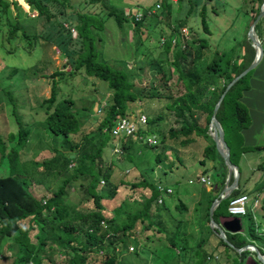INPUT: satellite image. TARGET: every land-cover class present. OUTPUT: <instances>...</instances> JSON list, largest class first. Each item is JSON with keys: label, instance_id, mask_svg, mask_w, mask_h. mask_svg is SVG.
Here are the masks:
<instances>
[{"label": "trees", "instance_id": "trees-1", "mask_svg": "<svg viewBox=\"0 0 264 264\" xmlns=\"http://www.w3.org/2000/svg\"><path fill=\"white\" fill-rule=\"evenodd\" d=\"M17 1L0 0V9L6 13V17L12 19L9 22L8 35H15L16 30H19L24 36L32 34L50 41L58 51L62 52L65 61L69 63L71 72L69 71L68 74H72L77 71V68L82 67L85 73L95 74L106 80L111 88V94L106 100L107 105L96 125V131L81 136V140L72 141L69 135L79 127L78 119L71 108L73 99L69 95L57 97L58 78L54 77L61 78L64 72L68 71L54 69L49 73L52 75L49 93L41 100L45 104L43 116L39 120L23 123L19 115L15 114L16 134L13 135L9 131L5 136L0 135V155L6 156L7 159V172L0 174V242L8 236H12L15 244L12 262L28 264L34 257L36 260L34 264H148L147 251H151L155 255L151 243H148L151 233H156V237L160 239V233L163 232L165 239L163 252L158 255L156 262L152 260V264H178L184 255H186V259L183 264H208L210 262L231 264L237 252L221 238L214 235L207 224V207L213 199L208 194L209 190H204L202 193L207 199L205 227L213 234L215 242L213 243L209 237L207 239L199 238L188 253L186 245L177 240L175 229L166 232L158 220L152 218L151 207L155 211L154 215L158 216V210L166 208V203L164 199L161 202L156 201L158 190L150 180L141 175V178L136 182L132 181L128 185L130 189L138 184L143 187H151V197H146L140 208L130 211L120 208L119 203V205L110 208L112 213L109 216L102 213L103 205L100 200L102 194L98 186L101 185L99 184L101 178L106 185L110 181L112 164L110 162L103 165L101 148L111 136L113 144L117 142V138L109 132L115 120L122 115H128L130 103H147L154 99H161L163 107L171 111V122L166 128H155L153 123L161 115L147 111L149 113L145 114V123L139 125L137 132L152 133L155 136V141L148 144L143 139L130 135L122 138L120 150L128 151L127 148L130 144V147H134L136 143L137 146L130 150L134 151L140 148L144 150L145 147L153 146L158 142L165 145L166 139L170 140L173 146H183L192 141L196 135H200L203 139L207 138L208 141L203 144L201 157L197 162L204 164V157L213 160L211 169L214 188H220L223 185L225 165L206 132L207 126L199 125L197 120L201 115L205 120L209 119L212 106L224 85L251 60L253 48L245 36V31L243 36L228 48L213 49L207 57H203L200 62H195L194 50L197 47L202 52L208 51V39L204 36L210 32L206 19L207 11L213 14L218 13V7H214L209 0H199L196 8L201 31L199 33L196 32L197 30L195 32L187 31L186 36L180 34L179 28L185 26L187 16L194 9L192 0H187L188 6L184 17L175 18L173 22L169 20V8L173 2L171 0H159V8L153 11H147L150 6L144 5L139 19L136 20L133 18L136 10L125 11L123 7L106 4L105 0H82L81 7L86 8L84 11L72 9L73 3L70 0H23V2L19 0L32 12V18L25 15ZM179 1L177 0V2ZM257 1L260 3L261 0ZM10 7L13 9L12 12ZM21 7L23 8L22 5ZM236 8H239V5ZM66 9L69 10L66 11ZM257 11L258 5L252 8L250 20L254 18ZM153 12L155 13L153 14ZM21 16L38 20L41 26L35 29L32 24L26 28L25 23L19 19ZM106 17H111L119 29L123 24H129L132 31L137 34L142 27L152 21L150 18L156 17L155 22H161L165 18L168 32L159 30L160 36L157 40L162 44L165 60L147 59L148 66L154 71V78H150L142 84L137 83L132 80L128 72L119 66L108 63L101 57V39L103 37L99 32L103 30V21ZM155 22L151 23V26L155 25ZM70 27L73 30H70ZM254 28L256 29V25ZM177 30L181 39L178 42L176 40L171 42L173 33ZM139 41L142 42V39L140 38ZM136 51H133V55L136 54ZM262 52H264L263 47ZM143 64L144 62L139 61L140 66ZM13 71H15L14 68L10 73ZM249 72L250 70L228 87L216 109L215 117L221 127L223 117L229 118L227 121L228 133H232L233 130L238 131L241 127L249 124L250 118L247 110L239 100L241 90L249 86L247 83ZM97 109L99 108L97 107ZM224 110H227L226 113ZM139 113L142 112L135 114ZM36 121H39L50 134L60 138L59 145L63 148L62 151L52 146L50 147L52 152L50 157L34 158L32 155H26L24 146L29 143L28 136ZM223 136L229 147L230 160L235 163L233 145L229 139H226L224 130ZM9 138H13V142L7 147V142L4 144L3 141L5 139L9 141ZM241 147L243 145L239 144L238 148ZM249 147L250 149H262V157L253 169L255 173H258V177L251 189L248 190L247 187H244V178L238 168L237 187L224 198L227 204L230 196L234 194L246 192L250 196L244 214L247 219L246 230L234 232L224 229V234L234 246H241L248 242L255 243L258 248L260 245L259 251L264 255V249L261 248L264 243V229H259L260 223L255 222L249 207L254 198L264 190V176L261 175V171L264 169V142ZM167 148L169 147L167 146ZM160 158L159 153L154 155L156 161H159ZM169 164L172 165L173 162L170 161ZM53 170H59L62 173L68 172V174L62 177L57 188L52 190L49 196L44 197L45 200L42 202L43 196H36L29 187L28 181L50 175ZM202 171L205 172V168ZM80 177H87L83 189L90 194L92 201V207L85 210L76 208L74 203L66 197L70 181ZM109 194L112 195V192L110 191ZM152 201H154V206L151 204ZM226 204L222 206L224 213L227 212ZM174 205L180 210L185 208L180 200ZM218 207L219 203L213 209L212 216L215 220L224 215L215 212ZM75 220L78 222L73 223ZM23 221L27 222L25 226ZM260 227L264 228V225L261 224ZM258 240L260 244H258ZM53 241L60 245V257L56 261L48 260L42 252ZM207 245L210 247L208 248ZM222 246L228 249L223 251ZM213 254L217 255L215 259H212ZM206 255L210 257L206 258ZM133 257L136 260H132Z\"/></svg>", "mask_w": 264, "mask_h": 264}, {"label": "rangeland", "instance_id": "rangeland-1", "mask_svg": "<svg viewBox=\"0 0 264 264\" xmlns=\"http://www.w3.org/2000/svg\"><path fill=\"white\" fill-rule=\"evenodd\" d=\"M70 1L73 3L72 9L86 10V8L81 7L82 0ZM149 1L151 0H141L139 3L135 0H127L126 6L129 8L128 11L131 9L133 11L141 10ZM198 1L199 0H196V3H194V0H192L195 11L193 9L191 14L187 16L186 23L184 24L188 29L187 31L190 32H195L197 30L196 32L199 33V31H201L200 19L196 12ZM209 1L213 3L214 7H218V13L213 14L207 11L208 14L206 15V19L210 32L204 36L208 39V51L202 52L199 47H197V49L194 50L195 62H200L203 57H207L209 52L213 49L220 50L222 48H228L231 44L235 43L237 39H240L243 36L244 31L246 36V29L251 22L250 16L252 14V8L256 5H258L259 8L260 5L257 0ZM17 2L22 11L24 10L23 12L25 15L32 18V12L26 8V10L22 8L21 5L23 3L19 1ZM105 2L106 4L115 7L122 8L123 6L121 0H105ZM152 2L147 5H151ZM177 4H179V7H177ZM238 5L239 8H236ZM24 6L25 4H23V7ZM187 6V0H180L179 2L172 4L169 8V20L173 22L175 18L184 17ZM10 9L9 10L12 12L13 9L11 7ZM68 10L69 9H66V11ZM154 13L155 12H153V14ZM5 14L6 13L0 9V135L5 136L9 131L13 135L16 134V124L14 122L15 114L19 115V118L23 123L31 120H39L43 116L45 104L42 103L41 100L49 93L50 81L52 79V75L49 73L54 69L68 71L64 72V75L61 78L57 76L54 77L58 78L57 97L69 95L73 99L71 108L78 119L79 127L75 132L70 133V140L78 141L81 140V136L95 132L96 125L107 105L106 100L111 94V88L108 86L106 80L95 74L85 73L82 67L77 68L76 72L68 74L70 71L69 63L65 61L62 52L56 50V47L50 41L43 40L32 34L24 36L19 30H16L15 35H8V29L10 26L9 22H11L12 19L6 17ZM19 19L25 23L26 28H29L32 24L35 29H38L41 26V23L38 20H32L28 17L25 18L24 16H21ZM150 19H152V21L145 27H142L137 34L135 31H132L129 24H123L122 28L119 29L111 17H106L103 21V30L99 32L103 37L101 39V57L108 63L121 67L124 71L130 74L132 80L137 83L140 82L141 84L145 83L148 79L155 77L154 71L148 66L147 59H164L162 44H160L159 41L157 42V40L160 36L159 30L166 33L168 32V28L165 25V18L162 19L161 22H155L156 17ZM153 22L156 24L151 26ZM259 22H257L256 25H258ZM179 31H181L180 28ZM179 31L177 30L173 33V37L177 42L181 39V35L178 34ZM255 32H258L257 34L259 36L260 30H258V28L255 29ZM261 33L264 34V28ZM140 38L142 39V42L139 41ZM260 38L261 39H258L264 50V39L263 37ZM135 47L138 48L136 49ZM135 50H137L136 54L133 55V51ZM139 61L144 62V64L140 66ZM263 64L264 52L258 63L250 69L247 78L249 86L251 84L252 88L253 84V88L261 93L262 96H264ZM12 68H14L15 71L10 73ZM172 68L171 71L173 70ZM253 72H258V74L253 75ZM249 86L247 88H249ZM247 88H245V90ZM251 88L248 91H245V94H247ZM241 94H244L243 89L241 90ZM240 101L244 104L250 118L248 107L251 108V104H247L242 100ZM255 103L259 106L264 105V101ZM99 105H101V107H99ZM129 106L130 110L127 113L133 118L135 117L136 112L146 114L149 113L147 111H152L156 114H160L161 117L153 123L155 128H166L172 120L171 111L166 110L167 108L163 107V101L161 99H154L147 103H130ZM97 107L99 109H97ZM226 111L227 110H224L225 113ZM228 120L229 118L225 116L222 119L224 135L227 140L229 139L231 141V143H239V140L242 137L241 129L238 131L233 130L232 133H228ZM208 121L209 119L205 120L203 115L197 120L198 124L201 126L204 124L207 126ZM261 126L264 128V116L258 117L257 123H254V125L250 127L249 131L253 133L252 139H254L256 129ZM263 136L264 135L261 132L257 136L255 143H263ZM111 137L107 139L101 148L103 165L110 162L112 164V173L108 185L105 183H99L101 185L100 187L98 186L100 193L102 194V198L100 199L103 205L102 213H104L105 216L111 215L112 211L110 208L119 205V203L120 208H126L130 211L140 208L144 199L146 197H151V187H143L138 184L130 189L128 185L132 181L136 182L142 175L145 179L150 180L153 185L159 182L172 187V191L163 197L166 203V208L159 209L158 216L154 215L155 211L151 207L152 218L158 220L166 232L175 229L177 240L186 245L188 253L195 246V243L199 238L207 239L209 237L214 243L213 234H216L212 229L210 230L213 234L210 233L205 227L207 199L202 193H204V190H209V196L214 198L217 196L219 188H206V186L199 184L197 181L199 175L198 168L196 165L193 166L195 162L198 163L197 160L201 157L202 146L208 141V139H203L200 135H196L192 141L183 146H173L171 141L166 139L165 145L158 142L153 146L145 147L144 150L140 148L132 151L130 149L137 146V143H134V147H130V144L127 148L128 151L122 150L119 152L112 150L114 144ZM28 138L29 143H26V146H24L26 148L27 156L32 155L34 158L50 157V155H52L50 147L52 146L58 150H63L59 145L60 138L46 131L39 121H36L33 124ZM121 140L122 139H118L116 143L120 145ZM3 142L4 144L7 142L6 145L8 147L9 144H12L13 138H9V141H6L5 139ZM167 146L169 148H167ZM236 152L237 150L235 148L234 154ZM156 153H159L161 156L159 161L154 159ZM251 154L254 156L256 153L251 152ZM261 157L262 155L259 158ZM204 158L205 163L206 159L209 158ZM170 161L176 166H170ZM6 172V156L0 155V174ZM207 172H209V175L211 174V178L214 181L212 169L209 168ZM66 174H68V172L62 173L59 170H53L50 175L41 176L38 180L28 178V184L33 192L46 198L51 194L52 190L57 188L62 177ZM116 180L119 181L117 182ZM86 181L87 177L72 179L66 193L67 199L74 203L76 208L82 210L92 207L91 196L83 189ZM251 187L252 185L247 187V189L250 190ZM110 191L112 192V195L109 194ZM178 200L184 204L185 208L183 210L178 209L174 205ZM151 204L154 206V201H152ZM225 204V199L221 198L219 201V207L215 212L219 215L223 213V216H226L227 212L224 213L222 210V206ZM254 206L255 222L258 224L260 223L259 226H261V224L264 225V190L258 195ZM244 214L240 217L241 230L243 232L246 230L247 225V219ZM76 222L78 221H73V223ZM26 223V221H23L24 226ZM151 234V239L148 243H151L150 245L155 251V255H153L151 251H147V257L149 259L148 264H152V260L156 262L158 255L163 252L162 248L164 247L165 242L163 232L160 233V239L156 237V233ZM258 244H260L259 240ZM207 247L209 248L210 246L207 245ZM222 248L223 251L228 249L224 246H222ZM59 249L60 245L53 241L50 242V245L45 247L42 252L48 260L56 261L60 257ZM241 252L242 254L240 255ZM241 252L236 253L235 259L233 262L231 261V264H245V261L249 256L252 255L255 257L254 251L244 249ZM0 253V264H16L12 262L15 253V244L12 236H8L0 242ZM185 259L186 255L180 259L178 264H183ZM132 260L136 259L133 257ZM34 263H36V260L32 257L28 264ZM208 264L213 263L210 262ZM219 264H223V262H219ZM259 264L264 263L259 262Z\"/></svg>", "mask_w": 264, "mask_h": 264}, {"label": "water", "instance_id": "water-1", "mask_svg": "<svg viewBox=\"0 0 264 264\" xmlns=\"http://www.w3.org/2000/svg\"><path fill=\"white\" fill-rule=\"evenodd\" d=\"M263 15H264V0H261L256 15L251 20L250 24L248 25L246 29V38L249 40L250 45L253 48V56L251 60L249 61V63L244 68H242L238 73H236L233 77H231L230 80H228L227 83L224 85L223 89L219 93L216 101L214 102L212 106L208 125L206 127V132L212 139L214 143V147L216 151L218 152V154L220 155V157L222 158V161L226 168L223 185L218 190L217 196L211 200L208 206V211H207L208 226L210 227V229L213 230V232L216 234L217 237L225 241L237 253H240L244 249L254 251L255 257L249 256L247 260L245 261V264H258V262L264 263V255L259 251L258 247L253 243L248 242L241 246H234L226 238L224 234V229L234 231V232H241V224H240L239 217L236 215H226V216H220L218 220H215L212 216L213 209L219 203L220 199L226 198L227 196H229L230 192L234 188L237 187L238 177H239L238 165L230 160L229 147L224 139L222 127L219 121L217 120V118L215 117V112H216V109L224 93L228 89V87L236 79H238L240 76L245 74L248 70L253 68L262 57V53H263L262 45L255 32L254 25L257 22V20ZM214 187H215V184H213V188Z\"/></svg>", "mask_w": 264, "mask_h": 264}, {"label": "crops", "instance_id": "crops-1", "mask_svg": "<svg viewBox=\"0 0 264 264\" xmlns=\"http://www.w3.org/2000/svg\"><path fill=\"white\" fill-rule=\"evenodd\" d=\"M135 1L140 3L141 0H135ZM151 2H152V0L147 2L145 5L150 4ZM174 2H177V0L173 1L172 4H174ZM121 3L123 5L122 7L124 9H126L127 8V6H126L127 0H121ZM23 4H22V6H23ZM23 8L24 9L25 8L28 9L26 5ZM263 19H264V15L257 20V22L260 21L258 25H256L257 22L255 23L256 29L258 28V30H260L259 36L257 34L258 32H256V34L259 37V39H261L260 37H263V39H264V34L261 33L263 31V28H264V20ZM257 74H258V72H253V75H257ZM263 74H264V71H263ZM250 88H251V84H250L249 88H247L246 90L243 89L244 94H241V96L239 97L240 100L245 101L247 104H251V106H252L251 108L248 107V111H249V115H250L249 124L247 125V127H241L240 128L242 137L240 138L239 143H232L233 152H234L235 148L237 150V152L233 156V160L238 165V168L240 170L241 176H243V178H244V186H246V187H249L250 185H253L255 183L254 181L258 177V173L257 172L255 173V171H253V169L255 168L254 166H256L258 160L260 159L259 157L262 154V151H261L262 149L261 148L250 149V147L248 148V146L256 144L255 143L256 138L261 132L264 135V128H262V126L256 129V131H255L256 134L254 135V139H252V134L253 133H251L249 131L250 127H252L254 125V123H257L258 117L264 116V105L263 106H259V105H257L255 103V102L259 103L261 101H264V96H262L261 93H259L257 90H255L253 88V84H252L251 90L247 94H245V91H248ZM244 99H246V100H244ZM263 138H264V136H263ZM239 144L243 145V147L238 148ZM251 152H255L256 154H254V156H253L251 154ZM211 163H212L211 159H206V162L203 165H200V164L195 162L193 164V166L194 165L197 166L198 174H207V175H209V172H207V170L209 168L211 169ZM172 165H170V166H172ZM174 166H176V165L174 164ZM203 168H205V172L202 171ZM199 184H201V183H199ZM207 187L208 186H206V188ZM35 194H36V196L39 195L37 193H35Z\"/></svg>", "mask_w": 264, "mask_h": 264}, {"label": "built area", "instance_id": "built-area-1", "mask_svg": "<svg viewBox=\"0 0 264 264\" xmlns=\"http://www.w3.org/2000/svg\"><path fill=\"white\" fill-rule=\"evenodd\" d=\"M171 1H175V0H171ZM159 4H160L159 0H153L151 5H146V6H150L147 11H153L159 8ZM128 9L129 8L127 7L125 11ZM140 15H141V10H136L134 12L133 18L135 20L139 19ZM70 30H73V28L70 27ZM180 30H181L180 34L182 36L187 35V28L185 26H181ZM162 39L163 38L161 37V40ZM174 41L175 38L172 37L171 42ZM145 120L146 117L144 113H139L134 118L131 115H122L115 120V123L113 124L109 132L111 135L115 136L117 140L125 138L130 135L131 136L135 135L138 139H143V141H146L148 144L153 143L155 141L154 134L152 133L143 134L137 132V128L139 127V125H143L145 123ZM112 149L114 151H119V152L121 151L120 145L118 143H115ZM261 175L264 176V169L261 171ZM197 180L204 185H208V186L211 185V179L206 174L198 175ZM99 182L103 183V179L102 178L99 179ZM155 187L158 190V196L156 198L157 202H161L163 200L164 195L169 194L172 191V187L170 185L162 184L159 182L155 184ZM257 197L254 198L253 203L249 206L252 211L253 217L255 216L254 205L256 204ZM249 199L250 196L245 192H240L230 196L226 204L227 213L230 215L244 214L247 210ZM42 202H44V199H42ZM259 229L263 230L264 228L259 226ZM261 248L264 249V243L261 246ZM209 257H210L209 255H206V258ZM216 257L217 255L213 254L212 259H215Z\"/></svg>", "mask_w": 264, "mask_h": 264}, {"label": "clouds", "instance_id": "clouds-1", "mask_svg": "<svg viewBox=\"0 0 264 264\" xmlns=\"http://www.w3.org/2000/svg\"><path fill=\"white\" fill-rule=\"evenodd\" d=\"M200 175V174H199ZM207 175V174H206ZM209 176V178L211 179V177H210V175H208ZM198 181V180H197ZM198 183H200L199 181H198ZM202 184V183H201ZM213 180L211 179V185L210 186H208V185H205V186H208V188H211V187H213ZM204 185V184H203ZM220 189V188H219ZM246 193V192H245ZM42 199H44L45 200V198L44 197H42ZM249 202V201H248ZM248 206V205H247ZM255 207V206H254ZM251 210V209H250ZM228 215H230V214H228ZM236 216H238L239 217V219H240V217H241V215H236ZM257 223V222H256ZM241 232H243L242 230H241ZM250 243H253V242H250ZM253 244H255V243H253ZM257 246V245H256ZM259 249V248H258ZM252 256V255H251Z\"/></svg>", "mask_w": 264, "mask_h": 264}]
</instances>
